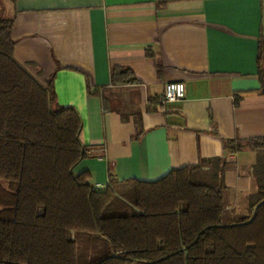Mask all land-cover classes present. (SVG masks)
Returning <instances> with one entry per match:
<instances>
[{"label":"crops","instance_id":"0c3cea01","mask_svg":"<svg viewBox=\"0 0 264 264\" xmlns=\"http://www.w3.org/2000/svg\"><path fill=\"white\" fill-rule=\"evenodd\" d=\"M0 18L14 21L16 61L79 112L77 169L95 185L109 168L154 181L219 157L228 209L248 210L264 154V0H0ZM170 81L185 98L160 107Z\"/></svg>","mask_w":264,"mask_h":264},{"label":"trees","instance_id":"16d2710c","mask_svg":"<svg viewBox=\"0 0 264 264\" xmlns=\"http://www.w3.org/2000/svg\"><path fill=\"white\" fill-rule=\"evenodd\" d=\"M12 20L0 18V264H264V154L245 214L228 209L219 157L154 181L109 168L97 188L77 169L79 112L16 61ZM258 60L264 95L263 36Z\"/></svg>","mask_w":264,"mask_h":264},{"label":"built area","instance_id":"2783aa9c","mask_svg":"<svg viewBox=\"0 0 264 264\" xmlns=\"http://www.w3.org/2000/svg\"><path fill=\"white\" fill-rule=\"evenodd\" d=\"M186 86L182 81H170L165 85L164 94L159 99L158 103L161 106H165L170 103L181 101L185 98ZM97 188H101V185H95Z\"/></svg>","mask_w":264,"mask_h":264},{"label":"rangeland","instance_id":"374dc122","mask_svg":"<svg viewBox=\"0 0 264 264\" xmlns=\"http://www.w3.org/2000/svg\"><path fill=\"white\" fill-rule=\"evenodd\" d=\"M247 211H248V210L245 208L244 210H242V211L240 212V214L248 213ZM132 264H141V263H140V262H134V263H132Z\"/></svg>","mask_w":264,"mask_h":264}]
</instances>
